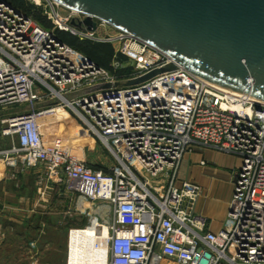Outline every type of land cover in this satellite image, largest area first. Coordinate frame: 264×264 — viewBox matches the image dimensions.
I'll list each match as a JSON object with an SVG mask.
<instances>
[{
  "label": "built area",
  "instance_id": "obj_1",
  "mask_svg": "<svg viewBox=\"0 0 264 264\" xmlns=\"http://www.w3.org/2000/svg\"><path fill=\"white\" fill-rule=\"evenodd\" d=\"M29 1L51 27L0 0L1 134L16 138L0 149L5 163L39 164L52 181L63 176L66 189L80 198L108 204L107 264H264V101L191 74L103 20L90 16L95 28L87 29L88 15L63 14L55 0ZM57 30L110 43L129 61L114 59L111 66L130 71L120 75L98 65ZM168 65L145 81L124 84ZM115 82L122 85L97 89ZM57 108L64 112L60 120ZM47 128L83 142L93 135L116 164L90 166L84 146L74 153L62 135L48 139ZM195 145L241 159L229 224L217 232L194 210L200 186L178 181L180 162Z\"/></svg>",
  "mask_w": 264,
  "mask_h": 264
},
{
  "label": "water",
  "instance_id": "obj_2",
  "mask_svg": "<svg viewBox=\"0 0 264 264\" xmlns=\"http://www.w3.org/2000/svg\"><path fill=\"white\" fill-rule=\"evenodd\" d=\"M55 1L88 15L87 29L95 28L90 16L103 20L166 53L191 74L264 101V0ZM120 85L104 83L97 89Z\"/></svg>",
  "mask_w": 264,
  "mask_h": 264
},
{
  "label": "rangeland",
  "instance_id": "obj_3",
  "mask_svg": "<svg viewBox=\"0 0 264 264\" xmlns=\"http://www.w3.org/2000/svg\"><path fill=\"white\" fill-rule=\"evenodd\" d=\"M60 11L66 14L68 9L60 6ZM128 63L129 61L126 60L123 64ZM53 133L62 135L66 139L67 147L74 153L82 154L81 148L86 143L90 146L95 145L107 160L108 166L105 168L116 164L115 157L91 134L90 140L83 142L76 137L68 136L70 137L68 138L62 130L47 128L48 139L54 136ZM12 142L15 143L16 138H4L0 125V149L7 148ZM58 184L57 206L51 210L49 207L45 210L38 209V206H33L32 200L29 202L0 200V264H67L71 229H90L94 227V223L111 222L113 216L108 204L102 200L82 199L76 193L68 191L63 176ZM42 211L57 215L52 220L46 221L23 216Z\"/></svg>",
  "mask_w": 264,
  "mask_h": 264
},
{
  "label": "crops",
  "instance_id": "obj_4",
  "mask_svg": "<svg viewBox=\"0 0 264 264\" xmlns=\"http://www.w3.org/2000/svg\"><path fill=\"white\" fill-rule=\"evenodd\" d=\"M84 148V157L90 166L94 168L108 166L99 148L87 143L84 144ZM5 162L1 156L0 200L22 202L32 200L33 206L44 210L46 207L51 210L57 206L59 184L46 176L41 165L25 166L19 160L15 166H11ZM240 163L241 159L236 155L199 145H195L186 153L180 162L178 181H188L200 186L201 193L195 201L194 210L206 217L207 228L211 231L217 232L229 224L227 215L232 204L234 181ZM56 215L53 212L42 211L23 216L46 221L52 220ZM69 243L70 239L68 248H70ZM67 260H69V251Z\"/></svg>",
  "mask_w": 264,
  "mask_h": 264
},
{
  "label": "trees",
  "instance_id": "obj_5",
  "mask_svg": "<svg viewBox=\"0 0 264 264\" xmlns=\"http://www.w3.org/2000/svg\"><path fill=\"white\" fill-rule=\"evenodd\" d=\"M17 8L21 9L24 13L30 16L34 21L41 24L44 27H51V22L42 15L40 7L33 5L29 0H8ZM58 36L69 46L87 56L88 58L95 61L98 65L115 72L117 74L123 75L130 71L131 66H126L119 69H114L111 63L114 59L121 63H124L127 58L120 54H115L114 49L110 43L92 41L89 39H80L78 36L73 35L67 31L57 30ZM102 168L104 167H95Z\"/></svg>",
  "mask_w": 264,
  "mask_h": 264
},
{
  "label": "bare ground",
  "instance_id": "obj_6",
  "mask_svg": "<svg viewBox=\"0 0 264 264\" xmlns=\"http://www.w3.org/2000/svg\"><path fill=\"white\" fill-rule=\"evenodd\" d=\"M63 113L60 108H57L54 112L58 120H60ZM89 138L87 137L84 140L88 141ZM108 232L106 224H102L99 228L94 225L90 229H73L69 238L68 264H107L108 252L105 237Z\"/></svg>",
  "mask_w": 264,
  "mask_h": 264
}]
</instances>
